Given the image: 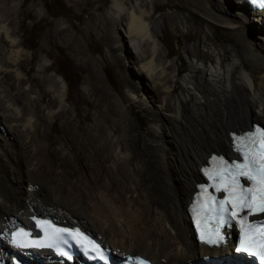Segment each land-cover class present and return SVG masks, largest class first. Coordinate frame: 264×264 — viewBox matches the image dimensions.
I'll use <instances>...</instances> for the list:
<instances>
[{
	"label": "bare ground",
	"instance_id": "bare-ground-1",
	"mask_svg": "<svg viewBox=\"0 0 264 264\" xmlns=\"http://www.w3.org/2000/svg\"><path fill=\"white\" fill-rule=\"evenodd\" d=\"M168 2L178 10L167 15L172 30L190 29L175 58L171 49L179 39L164 36L165 16H154L153 0H112L98 16L129 95L118 90L122 102L109 104L106 112L117 120H105L109 132L96 121L82 129L77 120L46 123L64 112L65 81L58 74L37 83L48 96L45 119L37 116L43 97L27 76L29 66L23 67L28 51L0 14V264H90L10 245V231L28 224L34 208L50 211L43 215L59 223L77 224L113 259L141 254L155 264L192 258L255 264L230 250L229 236L219 246L197 244L185 206L207 153L229 151L227 132L247 128L253 117L264 125V9L249 11L243 0ZM215 32L227 40L219 42ZM107 98L105 92L100 104ZM133 104L151 112L146 130L138 126ZM61 131V162L52 164L51 135ZM82 151L84 176L72 180L66 154Z\"/></svg>",
	"mask_w": 264,
	"mask_h": 264
},
{
	"label": "rangeland",
	"instance_id": "rangeland-1",
	"mask_svg": "<svg viewBox=\"0 0 264 264\" xmlns=\"http://www.w3.org/2000/svg\"><path fill=\"white\" fill-rule=\"evenodd\" d=\"M111 2L112 0H0L2 18L14 30L15 35L20 38L22 45L28 51L29 55L23 67L29 66L27 76L30 82H34L35 91L43 97L42 107L36 112L41 119L44 120L46 117L45 104L48 96L38 91L37 83L44 77L56 74L67 80V83L65 82L66 98L62 102L64 112L57 114L54 118H48L46 123L56 120L64 124L66 121L77 120L82 129L96 121L107 132L110 128L105 120L109 119L111 124L117 123V120L106 110L113 100L122 102L118 90L122 91L121 95L129 96L126 89L122 88L123 82L126 83L127 79L119 59L109 50L108 37L98 17ZM153 2L157 5L154 16L161 14L165 16L164 36L170 35L179 39V45L174 43L171 49L170 56L175 58L181 53L182 34L190 29L184 27L177 31L172 30L168 24L167 15L178 10L168 0H153ZM95 19L97 23L93 26ZM188 24L194 25L191 20ZM215 36L221 43L227 40V36L222 32H215ZM184 60L187 61L186 58ZM44 67L46 70L42 71ZM103 92H107L111 98H107L105 103L100 104ZM124 104L127 105L128 102L125 101ZM115 109L113 107V110ZM131 111L138 118V126L146 130L148 114L151 112L137 104H133ZM85 114L89 116V120L84 118ZM251 120L262 124L253 117L247 121L246 126ZM236 129L233 127L230 130ZM51 137L54 142L49 146L47 159L52 164H57L60 160L56 151L57 146L64 142L63 132H55ZM135 144L141 148V139ZM211 151H218V149ZM83 152L77 156L72 153L66 154L65 163L71 164L72 180L84 176L85 153ZM35 189L36 187L32 186L31 190L35 191ZM34 209L36 210L33 213L39 215L50 212ZM67 223L70 224L71 221Z\"/></svg>",
	"mask_w": 264,
	"mask_h": 264
},
{
	"label": "snow or ice",
	"instance_id": "snow-or-ice-1",
	"mask_svg": "<svg viewBox=\"0 0 264 264\" xmlns=\"http://www.w3.org/2000/svg\"><path fill=\"white\" fill-rule=\"evenodd\" d=\"M264 4V0H259ZM260 132V137L256 138L255 132L247 134L248 142L243 145H238L237 150L245 158L244 162L233 161L231 164L227 160L223 161L224 167L216 172L210 179L219 180L222 184V190L225 195L224 199L217 200L211 197L208 211L215 214L219 224H225L228 221L240 217V223L248 221L249 215L256 213H264V129H257ZM236 139L244 140L245 137H237ZM247 149V151H245ZM223 159V158H220ZM241 177L252 182L253 186L245 187L240 182ZM206 191V189H205ZM38 223H48L42 221ZM252 223H248V228L251 230ZM60 231H68L63 229ZM30 234L21 229L15 234V242L18 244H28L37 247H53L55 245V233L50 234L49 243L40 244L36 240L28 241L25 238ZM257 236L259 243H257ZM87 239V237H85ZM206 243L218 244L224 239L223 236L217 233L215 240L205 239ZM242 247H238L237 251L247 252L254 256H260L262 264H264V222H261L260 231L244 240L242 237ZM99 248V245H96ZM67 255V253H63ZM146 264V262H142Z\"/></svg>",
	"mask_w": 264,
	"mask_h": 264
},
{
	"label": "water",
	"instance_id": "water-1",
	"mask_svg": "<svg viewBox=\"0 0 264 264\" xmlns=\"http://www.w3.org/2000/svg\"><path fill=\"white\" fill-rule=\"evenodd\" d=\"M249 124H251V121L249 122ZM263 128H264V125L260 124Z\"/></svg>",
	"mask_w": 264,
	"mask_h": 264
},
{
	"label": "trees",
	"instance_id": "trees-1",
	"mask_svg": "<svg viewBox=\"0 0 264 264\" xmlns=\"http://www.w3.org/2000/svg\"><path fill=\"white\" fill-rule=\"evenodd\" d=\"M64 78V77H63ZM65 82L67 83V80L64 78Z\"/></svg>",
	"mask_w": 264,
	"mask_h": 264
},
{
	"label": "clouds",
	"instance_id": "clouds-1",
	"mask_svg": "<svg viewBox=\"0 0 264 264\" xmlns=\"http://www.w3.org/2000/svg\"><path fill=\"white\" fill-rule=\"evenodd\" d=\"M252 122V121H251ZM261 126V125H260ZM262 127V126H261Z\"/></svg>",
	"mask_w": 264,
	"mask_h": 264
}]
</instances>
